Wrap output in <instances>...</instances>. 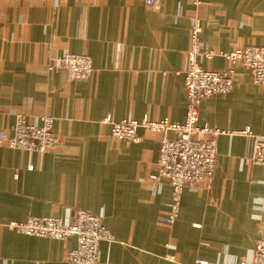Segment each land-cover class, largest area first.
<instances>
[{"label":"crops","instance_id":"1","mask_svg":"<svg viewBox=\"0 0 264 264\" xmlns=\"http://www.w3.org/2000/svg\"><path fill=\"white\" fill-rule=\"evenodd\" d=\"M195 18L209 49L264 46V0H0V133L12 134L19 114L32 124L51 115L61 140L43 153L0 145V264H67L74 236H31L8 223L70 220L77 209L103 213L113 233L96 264H237L264 237V167L243 163L247 136H219L212 180L185 190L167 224L171 184L151 178L160 135L140 129L139 142L116 140L104 122H184ZM65 52L91 56L92 78L72 82L65 70H48ZM203 66L230 64L216 56ZM233 79L230 92L201 102L200 123L264 135V85L242 65Z\"/></svg>","mask_w":264,"mask_h":264},{"label":"built area","instance_id":"2","mask_svg":"<svg viewBox=\"0 0 264 264\" xmlns=\"http://www.w3.org/2000/svg\"><path fill=\"white\" fill-rule=\"evenodd\" d=\"M146 2L154 6L160 0ZM190 41L185 75L187 110L184 122L147 117L142 120H114L110 115L104 118V122L111 126L112 138L116 140L139 142L140 129L160 135L159 172L151 178L166 179L171 184L172 197L166 203L167 213L163 216L167 224H173L179 216L185 190L198 188L212 180L220 135L231 133L247 136L250 149L243 158V163L264 167V135L254 133L248 126L239 131H227L199 121L200 104L204 99L232 90L237 65L250 70L255 84L264 85V46L251 45L233 50L209 49L202 39V26L198 18L191 24ZM216 56L224 58L230 67L225 70H210L203 66L204 60ZM57 69L65 70L67 79L72 82L87 81L95 71L91 56L71 52L51 57L48 70ZM41 119V124H32L24 115L19 114L12 126V134L5 131L0 133V145L40 153L56 149L61 141L54 131L56 118L44 115ZM8 226L31 236L58 240L74 236L76 246L68 251L67 264H96L101 242L114 241L113 233L104 222L103 213L95 214L84 209H77L70 220L55 216H30L22 222L11 221ZM199 264L215 263L200 261ZM237 264H264V237L257 239L249 255L238 260Z\"/></svg>","mask_w":264,"mask_h":264}]
</instances>
